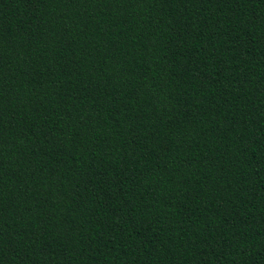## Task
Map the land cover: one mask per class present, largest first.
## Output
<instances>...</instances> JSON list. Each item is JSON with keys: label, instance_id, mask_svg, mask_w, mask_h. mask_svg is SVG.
<instances>
[{"label": "trees", "instance_id": "16d2710c", "mask_svg": "<svg viewBox=\"0 0 264 264\" xmlns=\"http://www.w3.org/2000/svg\"><path fill=\"white\" fill-rule=\"evenodd\" d=\"M0 264H264V0H0Z\"/></svg>", "mask_w": 264, "mask_h": 264}]
</instances>
